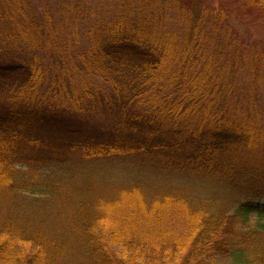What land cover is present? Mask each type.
Masks as SVG:
<instances>
[{
    "label": "trees",
    "instance_id": "1",
    "mask_svg": "<svg viewBox=\"0 0 264 264\" xmlns=\"http://www.w3.org/2000/svg\"><path fill=\"white\" fill-rule=\"evenodd\" d=\"M113 1L117 12L108 9ZM239 1L264 14V0ZM21 2L0 0L2 15L20 13ZM60 2L64 15H54L65 27L62 50L80 44L78 21L90 23L78 28L90 45L75 50L86 63L77 91L63 92L62 79L72 77L63 61L48 64L57 87L44 97L38 88L45 62L0 52V92L9 93L0 105V264H211L228 251L234 226L248 225L251 213L264 216V40L242 48L227 6L215 9L204 0ZM54 15L21 31L15 23L2 26L0 38L14 28L20 45L45 36L60 50ZM173 18L182 36L164 32L171 21L180 29ZM245 84L247 100L233 105ZM72 113H103L111 126L87 131ZM45 132L76 141L44 164L71 154L91 160L146 152L157 160L156 171L135 186L113 188L99 175H26L14 168L15 146L37 144ZM80 178L86 182L68 180ZM236 254L240 264H264V221L242 233Z\"/></svg>",
    "mask_w": 264,
    "mask_h": 264
},
{
    "label": "rangeland",
    "instance_id": "2",
    "mask_svg": "<svg viewBox=\"0 0 264 264\" xmlns=\"http://www.w3.org/2000/svg\"><path fill=\"white\" fill-rule=\"evenodd\" d=\"M21 6H23V10H21L20 13L12 10L11 14L2 15V11L0 8V27L12 25L15 26L17 30L19 31L23 30L25 25H29L30 28L34 27L36 25H39V21L46 15V13L50 12L52 15L55 13L59 15H64L63 3L60 2V0H21ZM191 1V0H190ZM208 2L212 7L215 9L219 8L221 4H224L227 6L228 11V21L233 26V28L236 29L239 40H240V46L242 48L246 47L247 45L251 44L254 40H264V14H258L253 11V9L249 6H246L239 0H204ZM194 0H192L191 3H193ZM111 3V2H110ZM115 8L113 10L112 5L108 7V9L113 12H117V4L116 2H112ZM111 3V4H112ZM146 9L149 8V4L145 3ZM92 6V2H90V5ZM116 6V7H115ZM148 6V7H147ZM48 11V12H47ZM55 12V13H54ZM61 17V16H60ZM135 16H133L132 19H134ZM106 18H108L106 16ZM61 18H58L56 15L53 16V20H51V24L55 25L57 29H59V20ZM174 21L178 22V26L180 29H175L174 22L171 21L170 24H167L165 26L164 32L166 34H170V32L177 31L179 32V35L182 36L183 33V25L179 24V20H176L173 18ZM19 22V23H18ZM175 22V23H176ZM15 23V24H14ZM25 23V24H24ZM84 23H82L83 25ZM90 24V23H88ZM82 26L79 25V21L76 25V31L75 33H78L77 38L79 39V45L73 46L74 49L71 47L69 50H62L63 43H65V40L67 39V36H63L64 32H62L63 28L65 30V27H62L60 33L57 34V40L60 42L61 49L57 50L55 46L52 47V44H47L44 42V37H39V40H35V42L31 43V41L28 43L29 47L25 44L20 45L18 44L20 41H15L14 38L11 36L12 34H15L14 32L16 29L12 28L11 35H6L7 38H0V52H14L19 53L21 55H24V57L28 58V60L32 59V56L37 55L38 60L45 62L41 63L44 65L42 68H44V76H43V84H41L40 88L38 90L43 91V96L49 95V91L57 87V85L53 82H51L53 79V75H51L50 66L51 64H55L56 62L59 64L62 63V61L66 64L65 66L69 69L70 75L72 77H66L65 79H62V83H64V93H68L71 89L75 90V86H77L79 82V75L77 73L80 72L81 67H85L86 63L83 60L78 59V52L75 50H84L87 49L90 45L89 37L84 34V28L89 27L90 25ZM7 25V26H6ZM46 27V24H44ZM20 26V28H19ZM59 27V28H58ZM79 27H84L81 30H78ZM29 29V28H28ZM47 29V28H46ZM78 30V32H77ZM58 31V30H57ZM163 32V34H164ZM62 34V35H61ZM47 35V32H46ZM14 36V35H13ZM179 36V37H180ZM16 38V36H14ZM42 39V40H40ZM2 40V41H1ZM174 43V39H173ZM182 40L176 39L175 44L177 46H181ZM240 47V48H241ZM2 48V49H1ZM73 50V51H72ZM241 50V49H240ZM58 55H62V58L60 59ZM29 56V57H27ZM60 60V61H58ZM56 63V64H57ZM49 64V65H48ZM176 68V63L173 62L170 66V70H173ZM202 68V67H201ZM53 69V68H51ZM68 71V70H67ZM199 71V70H197ZM80 74V73H79ZM118 76H120L118 74ZM118 79V78H113ZM120 79V77H119ZM96 81V80H95ZM97 84L101 87H103L107 95H114L112 93L113 86H108V84L103 81L102 79L97 80ZM264 85V80L262 81ZM62 85V84H61ZM48 87V88H47ZM242 88L243 91H240ZM247 85L245 84L243 87L237 88L235 94H233L232 97V104H236V99H242L247 100V95H249V92H247ZM262 91L260 92V95H264V86H261ZM6 91V90H5ZM0 92V105H5L7 97H9V93L7 92ZM77 91V90H75ZM114 92V91H113ZM77 93V92H76ZM239 104V103H238ZM71 120L73 119L75 121L81 122L86 126L87 131H93V130H107L108 126H111L110 122L107 123V118H103L102 114H95L88 115L86 113H83L81 115H76L75 113H72L70 116ZM103 130V131H104ZM77 137V136H76ZM38 141L37 144H33V142L29 143H22L15 146L13 152L11 153V160L12 165L14 168H16L18 171H23L26 173V175H68L71 178V176L76 177L77 175H99L102 178L108 179L110 181V186L112 185L113 188H118L119 186H127L125 184H128L130 186H135L137 183L141 182L142 178L147 177V175H152L153 171H156V167L154 165V162L157 160L154 159V155L152 156L149 153L142 152L137 154H131L129 156L120 157V158H100V159H91V160H82L80 157L76 155H70L69 158L65 157L62 162L60 161H49L47 164H44L41 159L44 157H56L59 158L63 156L64 153V146L69 143H73L76 141V139H73V135H64L54 132H45L40 133L38 135ZM51 146L54 147V149L51 148ZM67 159V160H66ZM66 160V161H65ZM48 165V166H44ZM189 176V175H188ZM52 180V179H51ZM55 180V181H54ZM51 183L54 185H59V182L57 179H54ZM60 180V179H59ZM70 184H77V183H84L86 182L85 179L80 178L79 181L68 179ZM141 180V181H140ZM202 180V179H201ZM145 181V180H144ZM113 182V184H112ZM201 185V184H200ZM109 186V187H110ZM146 184L143 185L142 191H149ZM199 193L205 194L207 189L206 187H199ZM151 191V190H150ZM34 196V195H33ZM32 196V197H33ZM261 207H264V200L259 203ZM27 215H30L31 217H35L36 215L41 216L42 214L35 210H29L27 211ZM257 220L264 221V216L259 217L254 213L250 214V219L248 225H236L230 230V244L228 251L225 253H218L212 260L211 264H240L237 259L236 251L239 249L240 242H241V235L243 232H246V229L248 227L255 226V223ZM40 227V226H39ZM229 229H225L227 232ZM225 233V232H224Z\"/></svg>",
    "mask_w": 264,
    "mask_h": 264
}]
</instances>
